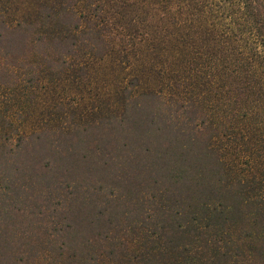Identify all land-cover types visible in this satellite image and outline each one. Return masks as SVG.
I'll return each instance as SVG.
<instances>
[{
  "label": "trees",
  "instance_id": "16d2710c",
  "mask_svg": "<svg viewBox=\"0 0 264 264\" xmlns=\"http://www.w3.org/2000/svg\"><path fill=\"white\" fill-rule=\"evenodd\" d=\"M89 1L82 39L102 58L120 22L103 4L118 0ZM137 1L163 30L144 29L136 54L149 86L133 76L120 113L0 145V264H264V160L224 159L239 101L264 93V0ZM74 11L60 18L79 29ZM29 29L0 15L1 83L42 40ZM78 42L48 45L64 61Z\"/></svg>",
  "mask_w": 264,
  "mask_h": 264
},
{
  "label": "rangeland",
  "instance_id": "374dc122",
  "mask_svg": "<svg viewBox=\"0 0 264 264\" xmlns=\"http://www.w3.org/2000/svg\"><path fill=\"white\" fill-rule=\"evenodd\" d=\"M96 3L89 0H0V15L6 23H27L30 36L42 38L36 42L27 59L10 69L9 82H0V145L45 128L70 129L108 114L120 113V88L133 76L140 78L133 88L134 92L149 86V67L142 65L145 59L136 57V54L141 45L148 41L142 31L153 29L158 21L151 19L137 0L104 3L107 11L119 12L118 38L111 40V49L104 57H96L82 39V32L88 23L98 22L89 14ZM160 5H164V2H160ZM67 8L69 11L74 9L73 14L81 16L79 29L72 28L69 22L60 18ZM171 22L170 17L166 23L171 26ZM98 28L95 26V29ZM155 29H158L157 35L160 36L163 30L156 26ZM255 33L258 31L254 29L250 36ZM71 34L79 37L77 50L74 55L65 56L63 61L51 49V44L48 45V40ZM153 37L150 34L149 39ZM119 38L121 40L117 41ZM249 53L244 52L243 57L251 55L252 69L258 72L260 66L256 61L255 49ZM254 76L256 79L257 76ZM261 79L264 83V77ZM239 102L238 147L235 152L231 149L225 153L224 159L231 163L232 157L237 154L240 167L245 170L248 167L245 163L247 159L253 162L264 160V93L259 100L255 94L249 98L243 97ZM35 264L57 263L44 253Z\"/></svg>",
  "mask_w": 264,
  "mask_h": 264
}]
</instances>
